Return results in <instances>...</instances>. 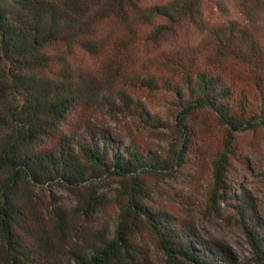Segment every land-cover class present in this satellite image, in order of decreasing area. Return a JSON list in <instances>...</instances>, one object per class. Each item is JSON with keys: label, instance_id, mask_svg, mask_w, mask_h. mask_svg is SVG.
Here are the masks:
<instances>
[{"label": "trees", "instance_id": "trees-1", "mask_svg": "<svg viewBox=\"0 0 264 264\" xmlns=\"http://www.w3.org/2000/svg\"><path fill=\"white\" fill-rule=\"evenodd\" d=\"M202 5L203 0H0V264H146L144 230L166 264H238L222 240L205 241L192 222L149 203L141 179L170 176L184 161L183 150L165 157L135 142L126 145L95 124L85 125L78 135L69 136L67 130L74 110L92 101L116 117L146 125L154 119L127 89L101 95L68 61L74 51L123 56L139 40L156 41L191 21L215 51L204 57L256 69L264 65V45L252 29L237 21L201 23ZM201 52H163L159 63L169 73L140 75L133 85L168 92L166 100L178 108L176 122L186 133L188 117L204 109L228 126L230 139L235 132L264 127V81L256 82L254 91H238L223 67L202 68ZM227 145L214 164L210 201L218 211L228 201L236 204L256 262L264 264L251 199L246 191L239 200L230 195L235 186L228 174L236 153ZM105 178L133 185L120 197L115 231L83 239L74 248L76 220L49 205L41 191L65 189L92 222L104 202L99 188Z\"/></svg>", "mask_w": 264, "mask_h": 264}, {"label": "rangeland", "instance_id": "rangeland-1", "mask_svg": "<svg viewBox=\"0 0 264 264\" xmlns=\"http://www.w3.org/2000/svg\"><path fill=\"white\" fill-rule=\"evenodd\" d=\"M147 1L150 4H163L170 0ZM263 1L203 0L200 20L208 25L237 21L252 29L264 45ZM211 47L213 48L203 29L191 21H186L175 32L156 41L139 40L125 51L126 56L125 53L123 56H116L109 50H102L97 54L82 51L67 54L74 70L82 73L88 82L94 83L91 85L101 95L108 94L112 89H127L154 116L153 124L146 125L129 117L113 116L106 109L100 108L96 101H92L74 110L67 130L71 132L69 136L75 133L78 135L85 125L95 124L110 132L113 138L124 141L126 145L135 142L165 157H173L175 153L183 150L184 161L174 168L170 176H144L141 179L143 188L150 193L149 203L182 220L192 222L205 241L222 240L231 248L238 264H258L246 230L237 220L236 204L232 206L228 201L218 211L210 201L209 191L214 183V164L221 159L230 143V148L236 153L231 155L232 166L228 174L230 184L235 186L234 190H230V195L236 194L239 200L243 191L248 193L257 217L256 236L264 246V127L235 132L230 139L228 126L220 123L211 110L204 109L188 117L185 124L190 129L186 133L176 122L178 108L166 100L168 92H152L133 85L140 75L168 74L160 66V55L183 48L202 50L199 55L202 68L207 67L205 64L223 67L227 71L226 76L238 91H254L256 82L264 81V65L256 69L246 63L223 61L219 56L204 57L206 53L207 56L210 55L208 50L215 53ZM129 185L123 187L117 178L103 179L99 193L104 202L92 222L80 214L77 199L65 189L48 186L41 193L49 205L61 209L69 218L76 220L74 222L72 219L77 239L72 240L70 246L80 248V241L83 239L95 240L97 235L114 233L120 214L119 200L123 193L129 192L133 187ZM142 234V246L149 253V262L146 264H166L165 257L151 242L148 231L144 230Z\"/></svg>", "mask_w": 264, "mask_h": 264}]
</instances>
